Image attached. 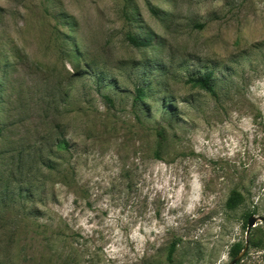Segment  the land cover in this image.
Here are the masks:
<instances>
[{
  "label": "rangeland",
  "instance_id": "obj_1",
  "mask_svg": "<svg viewBox=\"0 0 264 264\" xmlns=\"http://www.w3.org/2000/svg\"><path fill=\"white\" fill-rule=\"evenodd\" d=\"M252 216L264 0H0V264H264Z\"/></svg>",
  "mask_w": 264,
  "mask_h": 264
},
{
  "label": "trees",
  "instance_id": "obj_2",
  "mask_svg": "<svg viewBox=\"0 0 264 264\" xmlns=\"http://www.w3.org/2000/svg\"><path fill=\"white\" fill-rule=\"evenodd\" d=\"M129 41L131 42V44H133L134 46L137 47H143V46H147L148 42L146 40H142V39H138V38H134V37H130ZM255 69V68H254ZM214 72H208L207 74H204L202 76H198V77H194L191 78V81L196 84L199 85L200 87H202L203 89L209 91L210 93L214 94V95H218L215 87H214ZM137 99H142V97L145 96L144 91L138 89L137 91ZM108 101H111L109 98H107ZM64 144H67L66 142H64ZM174 247L171 248L169 255H168V261L170 264H174L173 262V254H174ZM235 253H234V257H237L241 252V248L240 246H235L234 248Z\"/></svg>",
  "mask_w": 264,
  "mask_h": 264
},
{
  "label": "water",
  "instance_id": "obj_3",
  "mask_svg": "<svg viewBox=\"0 0 264 264\" xmlns=\"http://www.w3.org/2000/svg\"><path fill=\"white\" fill-rule=\"evenodd\" d=\"M258 221L264 223V217H256V216H252L249 218L248 220V230H247V237L249 236L252 228L256 227V224L258 223ZM249 248V241L247 240V244L246 247L244 248V250L238 255L237 258H235L231 264H237L238 261H240L242 259V257L245 255V253L247 252Z\"/></svg>",
  "mask_w": 264,
  "mask_h": 264
}]
</instances>
